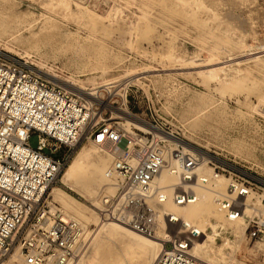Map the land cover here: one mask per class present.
Masks as SVG:
<instances>
[{
  "label": "rangeland",
  "instance_id": "rangeland-1",
  "mask_svg": "<svg viewBox=\"0 0 264 264\" xmlns=\"http://www.w3.org/2000/svg\"><path fill=\"white\" fill-rule=\"evenodd\" d=\"M68 1L71 9L75 10L77 4L102 18L96 31H91L80 19L64 17L61 9L53 12L31 0H0V50L30 68L42 69L55 80L79 83L86 88H91L89 80L111 83L108 91L95 90L99 102L111 103L110 107H99L98 116L106 126L125 124L112 109L120 107L147 124H165V129L179 139L264 182V0H249L250 6L248 3L246 9L240 5L242 3L238 4L242 0H229L232 1L229 9L218 7L221 20L209 19L210 15L204 10H194L195 18H189L190 9L186 15L182 14L177 0ZM247 9L252 14V22L248 20ZM228 11L233 14L232 20L226 17ZM53 24L55 30L50 28ZM8 29L18 33H4ZM29 29L43 31L38 34V49L30 44ZM168 55L172 56L170 60ZM99 56L105 58L109 67L105 73L96 67ZM212 56L216 60L211 63ZM182 58L186 59V65L182 64ZM207 61L210 63L206 64ZM223 67L229 69L231 76H235V72L242 75L246 88L222 92L214 82H205L203 73ZM127 72L135 73L134 77ZM253 85L258 92L253 90ZM37 141V136L32 135L30 147L35 149ZM90 142L83 143L76 152L81 147L93 146ZM61 176L52 188H60L78 201L87 214L94 212L103 222L99 207L91 198L63 186ZM51 189L46 195L47 204ZM99 195L97 202H100ZM54 206L59 208L58 204ZM82 224L87 234L83 254L78 257L82 260L78 263L90 259V247L99 239L89 242L98 231L91 220ZM173 226V234L185 235L191 231L180 227V222ZM244 232L236 260L244 264H264V239L251 240L245 229ZM221 237L216 238L217 245L221 244ZM227 237H230L228 231ZM130 240L122 234L105 239L104 257L99 264H119L124 260L144 264V251L132 247ZM14 254L18 252L12 251L0 264H23L19 259H11ZM77 259L74 262L77 263Z\"/></svg>",
  "mask_w": 264,
  "mask_h": 264
},
{
  "label": "built area",
  "instance_id": "built-area-1",
  "mask_svg": "<svg viewBox=\"0 0 264 264\" xmlns=\"http://www.w3.org/2000/svg\"><path fill=\"white\" fill-rule=\"evenodd\" d=\"M88 97L49 82L0 50V260L17 251L26 264H72L83 254L81 225L59 208L52 210L46 195L86 142L103 145L114 155L108 175L115 191L100 195L103 221H116L142 236L155 235L159 215L152 203L162 197L152 187L168 166L167 156L181 169L174 201L182 205L196 200L189 184L203 158L151 131L135 126L126 130L117 123L106 126L98 116L101 104ZM148 126L170 132L165 124ZM32 135L38 138L35 149L29 145ZM207 163L214 177L230 180L221 196L226 218L241 217L249 238L263 240L264 182L215 158ZM168 231L154 264H203L188 252L196 232L173 234L170 227Z\"/></svg>",
  "mask_w": 264,
  "mask_h": 264
},
{
  "label": "bare ground",
  "instance_id": "bare-ground-1",
  "mask_svg": "<svg viewBox=\"0 0 264 264\" xmlns=\"http://www.w3.org/2000/svg\"><path fill=\"white\" fill-rule=\"evenodd\" d=\"M232 1H229V0H177L176 3L179 6H181V12L184 15H186L188 13V9H190L191 14L189 13V18L191 17L195 18L194 15L196 13H193L194 10L196 11L204 10L210 15L209 19L221 20L218 7L220 8L226 7L229 9V5L231 6ZM242 1H244V3ZM242 1L238 2V4L242 3L240 5H243V7L245 8V6L249 3L248 2L249 0H242ZM31 2L34 4H39L53 12H56L57 10L61 9L65 12L64 17L80 19V21H82L83 24H87L91 28V31H96L97 27L100 25L101 20H102V18L97 16L93 11L80 7L77 4H75V10L71 9L70 2L68 0H41L39 3H37V0H31ZM251 4H252V1H251ZM165 5L167 6V3ZM249 6H250V3H249ZM170 9L171 11L176 10L173 8H170ZM249 10L247 9V12L249 13L247 16L250 18L248 20L252 22L251 21L252 14ZM230 13L231 12H229V14L226 13V17L229 16L230 20H232L231 18L233 14L231 15ZM233 19L235 18L233 17ZM245 20L247 21V19ZM249 21L248 23L250 24ZM31 22H34V19H31ZM50 28L51 30H55L56 27L53 24ZM233 29H235L234 26H233ZM12 30L8 29L4 31V33L10 32L9 33L10 35L16 32L18 33V31H12ZM29 31H30L29 35L32 38V41L30 44L31 45L34 44L32 45V48L34 47L38 49V46H39V44L37 43L38 34H42L43 31L41 29L37 32L32 31V29L31 30L29 29ZM243 45L244 44H240V46H243ZM99 58L100 59L98 60L96 67L97 69L101 71V73H105V69L107 68V64L105 63V58L103 56L101 57L99 56ZM167 58L170 60L172 56L168 55ZM215 60H216L215 57L212 56L210 59V62L212 63ZM181 61L183 62L182 64H184L186 59L182 58ZM210 62L207 61L206 64ZM190 66H191V63H190ZM32 69L36 73L44 77L45 79L53 81L56 85L62 87L63 89L70 91V92L81 94L83 96H86V95L90 96L88 97L89 99L96 100V101H98L99 97L96 94L97 91L95 90L104 88L105 90L108 91V89L110 88L109 85L111 84L107 81H102L98 83V82H95L94 80H89L88 83H89V87L91 88H86V86L80 85L79 83L78 84L76 83L74 85V84L69 83L68 81H62V80H57V79L55 80L54 77L43 72L42 69L40 68H32ZM226 69L227 68L223 67V68L213 69V70L207 71L206 73H203L205 82H214L215 84H217L216 86H218V88L222 92L241 91L244 88H246L244 86L245 78L244 79L241 78L242 75H240L238 72H235L237 74L235 76H231L228 73L229 69L228 70ZM127 74L128 76H133L135 73L127 72ZM252 87H253V90L258 92V88L256 87V85L255 86L253 85ZM122 99H125V97L123 96ZM99 103L102 106H107V107H110V105L108 104H111V103H105V102H99ZM112 109L113 111H115L116 115L119 118L124 120L125 124L121 125L124 129L128 130L129 126H135L137 129L142 130V131H151L152 133L166 139L169 144L172 143L173 146L181 147L185 152H189V153L191 152L203 158V161L196 168L193 169L192 171L193 178H191V181L189 184V187L192 190H194L195 193H197V197L194 202L188 203V204L179 205L174 201L173 193L176 190L178 184L181 183V178H180L181 169L179 167V164L175 162L173 158L170 159L167 156L168 166L162 169L158 173V175L155 177L154 182H153L154 186L152 187L153 192L160 194L162 197V200L156 199L152 203L153 207L156 209L159 215V227L155 231V235L150 236V237H147V236L140 237L139 235H136L137 233L135 234V232L129 230L128 228H125V226L123 227V225L121 226V224L117 223L116 221L109 220V221L100 222L98 219V215L96 213L91 212L90 214H87L86 211L82 209L81 207L82 205L78 201L73 199L70 195L66 194L60 188H52L49 193V197H50V201L48 202L49 207L53 210V208L55 207L54 205L58 204L59 210L64 214L65 217L70 218L74 220L75 222H77L79 225H81L83 229L84 239L87 234V229L85 225L82 223H87L91 220L93 224L96 227H98V231L92 235L89 241V242H92V241L95 242V240L99 238L97 242H95L94 245L92 244V246L90 247L91 248L90 259L86 263L84 262L78 263L82 260V257H81L77 259L78 260L77 263L73 262L72 264H99L101 259H103L104 257V254L102 252L104 240L107 238H111L112 236L116 234H122L124 236L129 237L131 239L130 245L132 247H135V248L140 249L141 251H144L145 253L144 264H151L152 261L154 264L156 257L162 251L164 247V243L168 240L170 236L168 227L174 228L173 225L178 222L181 223L180 227H183V228L185 227V230H187L186 228H188L192 232L194 231L197 233L198 236L192 240V243L189 245L188 252L191 256H193L194 258H196L203 264H244V263L237 261L235 258V255L237 251L239 250L241 242L245 235L244 229L246 227V224L244 223L241 217H238L230 221L226 218L224 206H223V203H221V196L226 193V189L230 184V180L227 177L222 176V175L214 177L212 175V171L210 173L211 169L210 167H208L207 161L210 160L211 157L208 155V153L206 151H202L198 149L196 146L190 144L188 141H185L184 139H179L178 137L174 138L173 137L174 134L171 131L166 134L155 128L150 129L148 124L145 123L143 120H140L137 117L130 115L126 110L120 107L119 108L116 107ZM90 144H93V146L90 145L89 148L81 147L76 152V154L73 155L68 166L61 173L62 176L60 175L61 183L63 184V186L67 187L69 190L79 193L80 195H82V197L89 196L91 198V201L94 202L93 204L100 207L101 199H100V202L96 201L98 195L102 193H107L109 195H112L115 191V189L112 186L113 177L108 175V172L111 168L108 162L111 159L112 160L111 165H112L114 155L110 151V149H108L107 147L103 145H97V144H94L93 142H90ZM102 153L106 155L103 156L101 155ZM205 165L207 166L206 168H205ZM252 196L253 194H251L249 198ZM255 201H256L255 203L257 204L259 201V197L257 198L255 197ZM246 209H247L246 213H248V208L246 207ZM165 225L167 228L166 230L164 229ZM227 231L230 237H227ZM179 233L183 234L182 231H180ZM221 233L225 234V237H221L222 236ZM144 237L152 238V239L148 240ZM217 237H221L220 245H217L216 243ZM11 259L14 261L16 259H19V262L20 261L22 262L19 255H16V254H14L11 257ZM22 263L26 264L24 262ZM119 264H130V263L124 260V261H120Z\"/></svg>",
  "mask_w": 264,
  "mask_h": 264
}]
</instances>
